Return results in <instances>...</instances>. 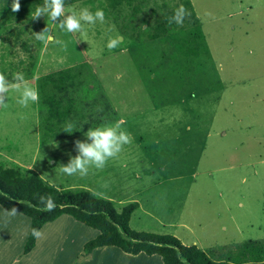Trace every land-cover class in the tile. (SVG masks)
Returning a JSON list of instances; mask_svg holds the SVG:
<instances>
[{"label": "rangeland", "instance_id": "rangeland-1", "mask_svg": "<svg viewBox=\"0 0 264 264\" xmlns=\"http://www.w3.org/2000/svg\"><path fill=\"white\" fill-rule=\"evenodd\" d=\"M188 1L210 58L177 53V31L165 41L136 40L156 17L183 6L177 0L136 2L138 10L123 6L122 12L110 10L105 0L65 7L66 14L104 12V22L85 25V33L62 32L41 17V32L47 27L67 47L39 41L29 85L87 63L112 109L106 114L110 124L123 121L131 142L102 170L90 168L84 177L62 174L59 166L77 154L74 141L85 140L87 131L79 125L69 134L63 126L42 144L37 103L22 107L10 92L8 106L0 108V167L22 176L36 173L59 188L88 189L117 208L137 202L132 230L171 235L206 252L264 240V0ZM113 38L122 40L109 50ZM102 109L99 100L92 117ZM66 221L47 229L54 242L48 264H60L77 250L61 247L74 228ZM70 232L79 237L76 229Z\"/></svg>", "mask_w": 264, "mask_h": 264}, {"label": "trees", "instance_id": "trees-1", "mask_svg": "<svg viewBox=\"0 0 264 264\" xmlns=\"http://www.w3.org/2000/svg\"><path fill=\"white\" fill-rule=\"evenodd\" d=\"M84 1L86 0H64V6H73ZM105 1L113 12H122L123 6L133 7L136 11L138 7L133 6L134 3L146 6L148 2ZM156 1L165 3L166 0ZM177 1L189 12L182 25L169 23L176 11L173 10L170 14L156 17L154 24L145 29L141 28L140 36L136 40L141 42L144 36L151 40L165 41L167 35L177 31L180 35L179 38L176 37L174 44L177 53L184 57L210 58L190 2ZM11 3L12 0H0V73L8 80H12L15 73H23L29 81L36 69L37 50L40 45L34 33H40L43 27L41 18L33 20V14L37 6H43L44 0H20L21 8L17 13L12 12ZM30 41H33L34 46H29ZM35 89L39 93L37 106L39 139L42 144L54 140L58 128L69 123L74 127L80 125V132L83 133L89 128L113 122L112 118L106 116L112 109L87 63L40 76L35 79ZM99 100L103 102V109L94 118L92 109ZM41 196H50L56 205L55 209L43 210L45 205L40 201ZM0 207L4 211L15 207L19 214L30 219L29 235L23 248L24 255L35 247L36 238L32 235V229L41 230L45 224L56 221L62 215H68L76 222L98 231L94 239L83 245V257H87L97 248L113 246L131 255H158L163 264H264V240H250L205 252L196 246H185L171 235L132 230L129 222L138 208L137 202L117 208L112 200L98 196L88 189L59 188L36 173L22 176L15 169L0 167Z\"/></svg>", "mask_w": 264, "mask_h": 264}, {"label": "clouds", "instance_id": "clouds-1", "mask_svg": "<svg viewBox=\"0 0 264 264\" xmlns=\"http://www.w3.org/2000/svg\"><path fill=\"white\" fill-rule=\"evenodd\" d=\"M20 0H12L11 10L13 13L20 11ZM47 15L49 21L56 24L60 31L68 33H85V25H95L97 21L104 22V12L97 10L90 12L87 8H82L77 13L70 9L66 14L64 0H44L43 6H37L33 14V20ZM187 10L180 6L176 9L174 15L169 19V23L182 25ZM35 39L47 45L54 42L66 49V45L61 40H55L47 27L40 33H34ZM122 38H113L109 41L107 47L109 50L115 48ZM15 93L18 96L17 103L22 107H28L30 103L39 101L38 90L31 87L25 79L23 73H15L12 80L6 79L4 74L0 73V108H6L8 93ZM123 121H117L114 124H105L95 128H89L84 134L85 140L74 141L76 155L70 157L66 165H60L59 171L68 176L80 175L87 176L90 168L102 170L110 159L117 158L122 152L124 145L131 142L130 135L122 129ZM65 132L71 134L73 125L67 124ZM90 141V142H89ZM107 187V185H105ZM40 201L45 205L43 210L52 211L56 205L53 199L48 196L40 197ZM8 216H15L18 213L17 208L13 207L10 211L5 210ZM32 235L40 239L42 232L38 229H32Z\"/></svg>", "mask_w": 264, "mask_h": 264}, {"label": "crops", "instance_id": "crops-1", "mask_svg": "<svg viewBox=\"0 0 264 264\" xmlns=\"http://www.w3.org/2000/svg\"><path fill=\"white\" fill-rule=\"evenodd\" d=\"M64 219H67L66 222L71 223L70 225L74 224V228H70V230L76 229V231L80 233L79 237L75 238V236H71V234L69 235L70 230H68L66 234L67 236L62 238V248L76 245L77 250L75 253L73 252L72 254H69L63 261V258L60 259V264H163L158 255L147 256L144 253L131 255L124 253L120 249L113 246L97 248L87 257H83V245L87 241L94 239L98 235V231L86 226L82 227L78 224V222L77 224L73 223V219L67 218L66 215H62L54 222L45 224L40 230L43 234L42 237L40 239L36 238L35 247L31 250V252L24 255L23 248L29 235L30 219L19 213L15 216H8L6 211H4L1 207L0 264H48L52 262L53 254H51L50 251L52 250L54 242H52L51 238L48 237L47 229ZM70 233L74 235L75 232ZM80 235H82V237ZM62 254L63 253L60 255Z\"/></svg>", "mask_w": 264, "mask_h": 264}]
</instances>
